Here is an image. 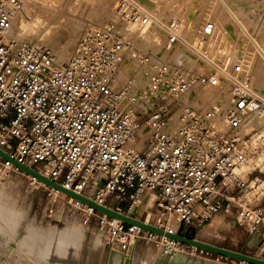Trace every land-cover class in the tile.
Masks as SVG:
<instances>
[{
  "label": "built area",
  "instance_id": "obj_1",
  "mask_svg": "<svg viewBox=\"0 0 264 264\" xmlns=\"http://www.w3.org/2000/svg\"><path fill=\"white\" fill-rule=\"evenodd\" d=\"M114 6L111 20L82 33L73 55L59 62L17 39L12 21L21 1L0 0V149L115 212L129 216L136 208L134 219L152 226L156 219L169 233L217 216L234 225L262 220L264 207L242 203L247 182L240 172L253 154L242 129L255 100L246 90L229 91L217 72L202 74L204 60L194 49L184 52L192 62L162 58L180 38L164 30L163 44L152 51L134 26L149 31L156 21L134 0ZM214 29L208 20L200 40L188 42L199 47ZM136 62L149 69L140 85L122 77ZM204 89L213 95L201 98ZM41 185L95 216L109 250L124 257L138 240L159 238ZM143 212L151 214L148 222Z\"/></svg>",
  "mask_w": 264,
  "mask_h": 264
},
{
  "label": "rangeland",
  "instance_id": "obj_2",
  "mask_svg": "<svg viewBox=\"0 0 264 264\" xmlns=\"http://www.w3.org/2000/svg\"><path fill=\"white\" fill-rule=\"evenodd\" d=\"M20 1V10L14 15L12 21L15 35L18 33L16 35L17 39L47 49L54 55L55 59H57L56 57L59 58L57 59L59 62H66L73 55L77 46V39L82 33L99 28L111 20L113 9L115 7L114 4L116 2V0ZM138 1L152 14L157 15L158 22L167 25H170L171 23L177 24V38H183V42H191L192 39L201 37L202 27L205 25L206 21L210 20L214 23V28L216 26L215 24H219L218 29L215 30L211 36L206 38V40L203 41V45H199V48L214 64L219 65L222 70L228 71L229 74H233V78L229 79L227 77L230 80L229 85L227 86L228 88L226 87L229 91L246 90L252 99L255 100V106L251 108L243 125L248 122L250 116L252 117L257 114L263 115V118L259 115L262 120L257 128L253 130L249 129L250 132L248 128H243L244 132L242 129V134L248 135L250 142L252 143L251 147L253 154H251L248 159L252 158L259 162L253 165L250 169H247V171L240 170V172L242 173L243 179L247 182V188L242 195V203L255 207H264V65L261 64L259 59H256L257 57H254V54L252 55L253 52L248 47L246 41L242 39L232 22H229L226 19V16L220 12L218 6L214 4L212 0ZM227 1L236 9L239 7V9H241V7L243 8V6L245 7L247 4L246 6L249 7H246V9L249 10L248 12L238 9L240 17L248 22L251 32L264 42V32L262 31V27L264 28V0H247L250 3L247 1L245 2L244 0ZM107 4L109 7L106 6ZM249 4L252 5V7L248 6ZM250 10L253 12L251 13ZM249 12L251 14H249ZM248 14L254 21H261V30L258 28V30L256 29V26ZM20 22H23V25L26 28L22 30V32H20L17 25ZM136 27L139 32L140 27ZM42 32L43 34H41ZM167 34L168 33L166 32L161 34L160 30L154 27L149 29L147 36L140 35L142 40L159 39L160 42L158 45H161ZM212 36L221 42L215 45L214 41L211 40ZM178 42L179 44L176 49H171L168 53H164L163 56L171 57L173 61L177 62H192L190 55L188 54L185 56L184 54V52L187 53V51L192 54L191 49L186 47L183 42ZM144 43L152 51H155L154 45L157 43L151 40L149 42L144 41ZM195 45H197V43ZM61 49H65L66 56L61 57V55H59L58 50ZM65 53L63 55H65ZM191 56L192 59H195V56ZM238 57L242 59L241 61L247 59L245 62L248 68L245 67L243 70L244 72H241L238 68ZM248 58L249 62L251 61L250 63L248 62ZM203 62L204 68L201 71L202 74L207 75L211 72H217V65L206 64L205 66V60ZM234 63L237 64V67ZM235 70H239L240 72H237L236 74ZM246 70L250 72L247 73ZM232 79L236 83L243 85L244 88L236 89L235 83ZM224 80L228 81L225 78ZM204 91L205 89L201 91L200 97L203 98V94L205 95L204 99H206L207 94L210 92L208 89L206 91L207 93ZM255 134H257V136H254ZM40 170L44 173L41 167L39 168V171ZM0 174V180H2L0 182V190L5 188V192L9 197L6 200H9L8 203L11 205L13 204L22 215L20 226H25L23 228L20 227L21 231L25 230L27 224L35 225L36 228L31 227L33 229H41L45 227L47 228L45 234H47V239H49L55 235L54 232L60 231L65 227H80L83 229L85 237L84 240L80 242V248L75 259L78 260V262L79 260H82L84 264H104V255H106V253L108 254L109 250L106 245L107 232H105V228L98 225L95 216L88 217L87 214L80 209H75L70 204L63 202L60 197L58 198V196H55L52 193L50 194L41 183L38 184L37 182L35 183V181H31L30 178H27V176L20 171L7 169L1 161ZM141 210H144V212L147 211V207L144 203ZM144 212L143 214L146 216L149 215L148 212ZM0 229V234H2L3 230H7L4 221H0ZM173 229L171 228V230ZM178 230L186 237H194L209 244H215L229 250L241 251L247 255L251 254L256 258L264 256V244L259 246V249L256 251V247H252L248 243L250 237L255 232H262L264 235V218L255 224H253L252 221H248L241 225H234L230 221V218L228 219L222 216H217L211 218L208 222L198 228L192 227L188 232L184 229L183 225ZM93 233L99 234L101 238L100 253L95 259L83 251L85 242L90 240ZM9 235V242L11 244H17L20 242L22 235L19 232H14V234L9 232ZM172 243L166 239L162 241L160 237L150 240L140 239L136 242V244L140 246V249L144 251V256L148 264L153 262L154 253L156 255L160 250H163L166 255L173 252H181L187 254V257L189 258L193 257L201 259L203 264H244V262L240 261L239 263V261L231 258L227 259L213 253L207 254L206 252H200L199 249H194L193 247L173 245ZM149 245L155 247V251L148 248L150 247Z\"/></svg>",
  "mask_w": 264,
  "mask_h": 264
},
{
  "label": "bare ground",
  "instance_id": "obj_3",
  "mask_svg": "<svg viewBox=\"0 0 264 264\" xmlns=\"http://www.w3.org/2000/svg\"><path fill=\"white\" fill-rule=\"evenodd\" d=\"M102 1V0H101ZM139 6H141V8L143 9V11L151 18V20H155L157 25L155 26V28H158L161 32V34H163L164 30L165 31H173L176 35H178V29H177V26L175 28H172V26H170L169 24H164V23H160L158 22L157 20V15H154L152 14L150 11H148L138 0H134ZM243 1V0H242ZM245 2L247 0H244ZM258 1V0H257ZM212 2H214V4H216L220 10V12H222V14L224 16H226V19L229 21V22H232V24L234 25V27L236 28V30L238 31V33L240 34V36L242 37V39L244 41L245 40V37H244V34L241 32V30L237 27V25L235 24V22L231 19V17L229 16V14L227 13V11L222 7L221 4H219V2L217 0H212ZM223 2H225L230 10L232 11V13L234 14V16L237 18V20L242 24V26L245 27V29L247 30V32L249 33V35L252 37L253 40H255V42L258 44V46L260 47V49L262 50V52H264V42L263 40H260L259 37L255 36L251 30L249 29V24L248 22H246L244 19H242L240 17V13L238 12V9L234 8L232 6V4H230L227 0H223ZM248 3H250L249 1H247ZM253 4V3H252ZM262 4V3H260ZM259 4V5H260ZM264 4V3H263ZM104 5V4H103ZM247 5V4H246ZM245 7L243 6V8L241 7V9L239 10H245L244 12H248L249 10L246 9V6ZM105 6V5H104ZM107 7L108 4L106 5ZM250 7H252V5H248ZM263 6V5H262ZM256 7V6H254ZM106 8V7H105ZM112 8V7H111ZM249 8V7H247ZM258 8V7H257ZM263 8V7H262ZM256 9V8H255ZM254 9V10H255ZM259 9V8H258ZM19 11V10H18ZM17 11V12H18ZM251 11V10H250ZM16 12V13H17ZM253 11H251L252 13ZM15 13V14H16ZM249 12V14H251ZM258 13V12H256ZM248 14V15H249ZM262 15V14H261ZM250 19L252 20V22L254 23V25L256 26V29H260L261 30V27H262V23L260 20H253L251 18V16L249 15ZM253 17V15H252ZM256 17V16H255ZM257 18V17H256ZM255 18V19H256ZM264 18V17H263ZM260 19V18H259ZM49 22V21H48ZM52 23V22H51ZM50 23V25H51ZM25 24V23H24ZM47 24V23H46ZM53 24V23H52ZM18 25V28L20 29V32H22V30L26 29L23 25V22H20ZM215 30L218 29L219 27V24H215ZM44 26V25H43ZM42 26V27H43ZM136 26H139L140 27V30H139V33L143 36H147L148 35V31H147V27H142L140 25H135L134 28L137 30V27ZM264 26V25H263ZM18 29V30H19ZM46 29V28H45ZM257 29V30H258ZM17 30V31H18ZM259 30V31H260ZM262 31L264 32V28L262 27ZM261 31V32H262ZM19 32V31H18ZM19 32V34H20ZM40 32V31H39ZM38 32V33H39ZM260 32V33H261ZM219 33V32H218ZM18 34V33H17ZM16 34V35H17ZM43 34V32L41 33ZM201 36V35H200ZM221 37V36H220ZM198 40H200L199 37H197ZM219 38V36H218ZM222 38V37H221ZM153 41L157 44H155V49L156 47H158V43L160 42L159 39H149V40H145L147 42L149 41ZM181 42H183V38H180ZM211 40L214 41L215 45L220 43L221 41L220 40H217V38H215L214 36L211 37ZM23 41V40H22ZM31 41V39H30ZM27 42V41H25ZM162 42V41H161ZM227 42V41H226ZM203 41L201 43V45H203ZM248 47L251 49V51L253 52L252 55L254 54L255 56L254 57H257V55L255 54V52L253 51V49L251 48L250 44L248 43V41H246ZM183 44L186 46V47H189L190 49H194V51H196V53L199 55L200 58H202V60H205V66L206 64H212V65H217V64H214L212 62V60H210L207 56L204 55V53L200 50V48L197 46V45H190V43L188 41H184ZM230 44V43H229ZM228 44V45H229ZM220 45V44H219ZM221 46H222V43H221ZM218 47V46H217ZM222 48V47H221ZM59 52V55L62 56H66V53H65V49H61V50H58ZM65 53V55H63ZM246 55V54H244ZM165 57H168V56H162V58H165ZM237 57V56H236ZM246 57V56H245ZM57 59H59L58 57H56ZM168 58H171V57H168ZM238 68L241 72H244V68L247 67V64H246V60L244 61H241L242 59H240V57H238ZM247 58V57H246ZM172 59V58H171ZM235 59V58H234ZM237 59V58H236ZM245 59V58H244ZM252 59V58H251ZM254 59V58H253ZM256 59H259L258 57ZM240 60V61H239ZM261 64L263 65V61L261 59H259ZM248 62H249V58H248ZM251 62V61H250ZM249 62V63H250ZM235 64V63H234ZM237 64L236 67H237ZM217 73L220 74V76L224 77L225 79H227L228 81H230L229 79L233 78V74H229L228 71H224L222 70V68L217 65ZM235 67V68H236ZM248 68V67H247ZM236 71V74L237 72H240V71ZM251 70V69H250ZM124 73H123V78H132L134 77L135 78V81L138 83L137 85H140L142 84L143 82V77L145 75V73H148L149 72V69L148 68H145V66H141L139 65V63L136 62V65L135 66H132V63L131 65H129L128 67H126L124 70ZM122 71V72H123ZM253 71V70H252ZM121 72V73H122ZM246 72H250V71H247ZM255 73V71H254ZM253 73V74H254ZM240 74V73H239ZM238 74V75H239ZM249 75V74H248ZM252 75V74H251ZM119 76V75H118ZM240 76V75H239ZM229 79H228V78ZM243 77V76H242ZM121 78V76H119V79ZM252 78V77H251ZM257 78V77H256ZM118 79V78H117ZM233 80V79H232ZM233 82L235 83V88L236 89H243L244 86L241 85L240 83H236L234 80ZM259 83V82H258ZM243 86V87H242ZM203 91V90H202ZM207 90H205L204 92H206ZM203 92V93H204ZM207 93V92H206ZM218 93V92H216ZM205 94V93H204ZM207 95H210L212 96L213 94H211V92ZM203 99L205 98V95H203ZM207 97V96H206ZM254 114V113H253ZM260 114H257V115H254V116H250V119H248V122L245 123L243 126V128H248L249 129H255L259 126L260 124V121L262 120L263 118V115H260L262 116L259 117ZM247 131V130H246ZM263 131V130H262ZM243 132H244V129H243ZM250 132V130H249ZM248 133V132H247ZM254 136H257V134H255ZM253 136V137H254ZM252 139V137H251ZM259 161L258 160H253L252 158L248 159L246 161V164L241 168V170L243 171H247V169H250L253 165L257 164ZM10 165V163H8ZM22 172V171H21ZM39 173H41L42 175H44V173L40 170L38 171ZM23 173V172H22ZM1 175V174H0ZM26 175V174H25ZM4 176V175H3ZM27 178H30L31 181H35L37 182L38 184H43L41 181L39 182L35 177H32V176H29V175H26ZM4 178V177H3ZM2 179V178H1ZM2 180H0L1 182ZM1 184V183H0ZM45 185V184H44ZM55 191V190H54ZM8 194H6L5 192V188L3 190H0V221H4L5 224H7V226H9L10 229L14 230V229H17L18 226L20 225L21 223V218H22V215L21 213L18 211V209H16L15 206H13V204L11 205L10 203H8L9 200H6L8 199ZM144 208V207H143ZM150 216L151 214L149 215H145L144 218L147 220V222L150 220ZM157 217L156 215L154 216V218ZM154 222V225L158 228L159 226V223L156 221V219L153 221ZM153 225V226H154ZM170 226H172V229L176 227V223L173 222V224H170ZM169 227V226H168ZM163 228V227H161ZM160 228V229H161ZM167 229V228H166ZM163 230V229H162ZM173 231V230H172ZM24 236H25V239H23V242H28V241H25V240H30L32 238V234H30L28 232V230L26 229L24 231ZM259 233H256V234H253L249 240V244L250 245H254L256 247V251L259 249V246L263 245L264 244V235L261 233V235H263L262 237L259 235ZM84 237H85V233H83V229H81L80 227H77V226H73L72 228H69V227H65L63 229L60 230L59 234H57V238L54 240L53 242V245L51 247V250H50V253L48 254V257L50 259V262L53 263V264H84L82 260H76V256L78 254V250L80 248V242H82L84 240ZM159 237L163 240H168L169 242H173V240L163 236V235H159ZM262 238V239H261ZM261 244H260V243ZM260 244V245H258ZM258 245V246H257ZM100 246H101V238H100V235L99 234H95L93 233L91 235V238L90 240L86 241L85 242V245L83 247V251H85L88 255H90L93 259H95L98 254L100 253ZM150 246V245H149ZM150 249H152L153 251H155V247H148ZM194 248V247H193ZM131 253L129 254L128 257H126L127 259H125L122 264H148L147 260L145 259V256H144V251L140 249V246L139 245H134L133 247H131ZM173 259L175 258V260H186L187 258V254H184V253H181V252H173V253H170V254H165L163 252V250H160L156 255L154 253V257H153V262L151 264H163L165 261H167L168 259ZM262 258V257H261ZM104 264H106V262H111V264H118V260H119V257L118 256H114V255H109L106 253V255H104ZM169 259V260H170ZM196 261H198V264H203L202 260L197 258ZM243 262V261H241ZM196 263V262H195ZM241 264V263H240Z\"/></svg>",
  "mask_w": 264,
  "mask_h": 264
},
{
  "label": "water",
  "instance_id": "obj_4",
  "mask_svg": "<svg viewBox=\"0 0 264 264\" xmlns=\"http://www.w3.org/2000/svg\"><path fill=\"white\" fill-rule=\"evenodd\" d=\"M219 2V4L222 5V7L227 11V13L229 14V16L231 17V19L235 22V24L237 25V27L241 30V32L244 34L245 40L248 41V43L250 44L251 48L253 49V51L255 52V54L257 55V57L259 59H261L263 61V65H264V52H262V50L260 49V47L258 46V44L255 42V40L252 39V37L249 35V33L247 32V30L245 29L244 26H242V24L237 20V18L234 16V14L232 13V11L230 10L229 6L223 2V0H217ZM0 158L3 160H8L11 162V164L18 170V171H22L24 174L35 177L39 182L41 181L43 184H45L46 186L54 189L57 192H60L64 195H67L70 198H73L74 200H79L80 202L88 205L89 207H91L93 210L98 211L100 213H102L103 215H106L110 218L113 219H119L127 224L130 225H136L139 228L148 231L150 233H155L157 235H163L171 240H175L178 243H181L187 247H194L195 249H199L203 252H206L208 254H217L220 255L221 257H225L227 259H233L236 261H243L244 264H264V256H262V258H256L253 255L249 254H245L241 251H235L232 249H227V248H223L220 247L218 245L215 244H209L206 243L204 241L198 240L194 237L189 238L186 236L181 235L179 232H173V233H169L166 232L160 228H157L155 226H152L150 224H146L143 221L137 220L136 218L134 219V215H135V209H132L131 214L125 215L121 212L118 211H114L104 205H101L99 203H95L93 200L87 198L84 195L81 194H76L73 191L65 188L64 186H62L60 183H56L54 181H52L51 179L45 177L44 175H42L41 173L39 174L38 172H36L35 170H33L31 167L27 166L24 163H20L15 159H12L11 156L9 154H7L6 152H4L3 150L0 149ZM257 232H255L254 234H256ZM262 232H260L258 234V236L260 235L261 237L263 235H261ZM263 234V233H262ZM251 238V237H250ZM262 239V238H261ZM250 240V239H249ZM249 243V242H248ZM250 245V244H249ZM250 246H254V245H250ZM255 247V246H254ZM108 254L114 255V256H118L119 260H118V264H122V262L127 259L126 257L123 256L122 253L120 252H116L113 250H108ZM170 259V258H169ZM165 261L163 264H177V261L180 260H175V258L170 259V260ZM186 259L188 260H195L197 258H189L187 257ZM195 262L198 263V261H194L192 264H194ZM106 264H111V262H106ZM157 264V263H155Z\"/></svg>",
  "mask_w": 264,
  "mask_h": 264
},
{
  "label": "crops",
  "instance_id": "obj_5",
  "mask_svg": "<svg viewBox=\"0 0 264 264\" xmlns=\"http://www.w3.org/2000/svg\"><path fill=\"white\" fill-rule=\"evenodd\" d=\"M19 211V210H18ZM20 212V211H19ZM21 224V223H20ZM7 230H3L0 234V264H53L50 262L48 254L50 253L51 247L54 240L57 238V234L60 231L54 232L55 235L47 239V234H45L47 228L43 227L41 229H33L35 227L33 224H27L25 230L27 229L32 238L30 240H25L28 242H23L25 239L24 231L18 226L17 229H10L7 224H5ZM2 227V226H1ZM1 230V229H0ZM10 233L19 232L22 236L20 242L17 244H11L9 241ZM196 260V259H195ZM194 259L177 261V264H192ZM194 264H198L197 262ZM200 264V263H199Z\"/></svg>",
  "mask_w": 264,
  "mask_h": 264
}]
</instances>
